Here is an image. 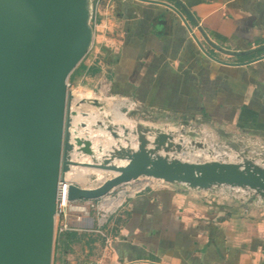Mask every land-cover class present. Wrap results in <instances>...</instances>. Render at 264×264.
I'll return each instance as SVG.
<instances>
[{"label":"crops","instance_id":"0c3cea01","mask_svg":"<svg viewBox=\"0 0 264 264\" xmlns=\"http://www.w3.org/2000/svg\"><path fill=\"white\" fill-rule=\"evenodd\" d=\"M159 1L184 18L157 2L104 0L94 32L99 45L85 65L99 67L104 89L151 123L208 124L224 137L264 140V59L240 65L264 51L231 56L200 31L228 51L264 46V0ZM197 194L151 187L128 200L111 223L117 240L110 262L264 264V205H209Z\"/></svg>","mask_w":264,"mask_h":264},{"label":"water","instance_id":"95a60500","mask_svg":"<svg viewBox=\"0 0 264 264\" xmlns=\"http://www.w3.org/2000/svg\"><path fill=\"white\" fill-rule=\"evenodd\" d=\"M146 1L169 6L183 17L164 1ZM91 2L0 0V264H53L59 185L72 166L114 174L96 188L70 184L68 199L72 202L100 199L141 178L190 190L249 189L264 201V165L254 159L238 153L237 159L229 162L209 157L186 160V152L207 150L195 140L194 131H181L192 139L185 143L171 130L140 122L132 131L138 142L133 148L121 143H130L129 129L123 128L121 134L116 125H107V131L120 142L101 161L95 158L91 140L73 139L69 79L94 42ZM186 13L198 26L192 13ZM200 31L209 45L231 56L264 51V46L245 52L224 50ZM261 59L264 56L240 65ZM182 124L191 127L189 122ZM75 148L93 163L73 161ZM232 148L239 151L235 145Z\"/></svg>","mask_w":264,"mask_h":264},{"label":"rangeland","instance_id":"374dc122","mask_svg":"<svg viewBox=\"0 0 264 264\" xmlns=\"http://www.w3.org/2000/svg\"><path fill=\"white\" fill-rule=\"evenodd\" d=\"M92 9H91V21L90 24L93 27L95 32V19H94V4L93 1L91 2ZM102 5L101 9L103 11ZM101 17L98 18L97 24L100 22ZM98 43H96L91 47L90 52L82 61L84 64L87 63L89 60V56L93 55L94 51L98 48ZM81 62V63H82ZM69 88L72 90L74 94V99L72 101V129L71 132L73 134V139L81 138V139H89L93 142V149L95 152V158L98 161H101V158L111 149L118 145L120 142L119 140H115L110 132L107 131V125H116L117 132L123 134V128L127 129L126 127L137 126L140 122L143 124L153 126L155 129L165 130V131H172L175 134L177 139L179 138H186L187 140L192 141L190 137H185L181 135V131L184 130L188 132L190 127L183 126L182 123L173 122L167 123L163 125H158V123H151L146 119H143L144 116L140 114L138 108L134 107L130 103H126L119 98H115L111 96L103 87L102 82L100 81L99 74L96 76H83L77 77L74 82H70L69 79ZM100 123H103V126H100ZM85 124V125H84ZM198 124V123H197ZM194 125V123H193ZM208 125V124H206ZM211 132L214 133L215 137L218 139L219 142L222 144L229 145L232 148V145H235L239 152H243L246 156H251L257 159H264V154L262 155L261 148L258 144H255L252 140L248 139L247 142H240V137L237 135L235 136H228L224 137L221 133V130L208 125ZM134 129V128H133ZM136 129V128H135ZM134 129V130H135ZM192 130V129H191ZM198 133V132H197ZM200 135L197 134L195 138H199ZM128 140L131 142L132 145L137 143V136L129 135ZM125 142V141H122ZM121 142V143H122ZM128 145L127 142H125ZM233 149V148H232ZM197 150V149H196ZM208 151H201L197 150V152H187L183 157H186V160H201L200 157L206 155L209 159H214L215 156L212 154H208ZM261 153L260 155H258ZM264 153V152H263ZM203 154V155H202ZM201 155V156H199ZM73 161L76 162H89L93 163V159L90 156L82 154L78 148H75L72 154ZM216 159V158H215ZM204 160V159H202ZM72 179L70 180V184H75L77 186L83 188H96L102 185L106 180L112 178L114 174L112 172H105L101 170H95L92 168L87 167H80V166H73L71 171L68 173ZM162 188L157 180L149 179V178H141L139 181L131 182L130 184H124L119 186L118 188L114 189L111 193H109L105 197L111 198H118L123 197V192H125L128 197L132 193V190H135L138 187H147V188ZM120 198V199H121ZM118 199V200H120ZM103 198L97 200H81L79 203L81 205H86L88 202H93L96 209L90 210V218L96 219L95 226L97 225V217L99 215L98 207L102 205ZM117 200V201H118ZM234 203V202H232ZM107 207V206H106ZM110 208V207H108ZM116 214V213H115ZM115 214L109 216L110 225H112L111 235L115 236V224H111L113 220H115ZM82 217L84 218L85 216ZM114 218V219H113ZM77 215L73 216L70 219V222L73 225H83L79 222H76ZM55 243H54V253H53V264H80L83 257H90L94 256L98 252V242L100 240L92 235L83 236V239L75 244H73L67 252H64L62 248L57 246L56 242L58 239V220L56 219L55 222ZM114 227V228H113ZM89 238H92L91 240Z\"/></svg>","mask_w":264,"mask_h":264},{"label":"built area","instance_id":"2783aa9c","mask_svg":"<svg viewBox=\"0 0 264 264\" xmlns=\"http://www.w3.org/2000/svg\"><path fill=\"white\" fill-rule=\"evenodd\" d=\"M104 0H93L94 4V19H95V26H97V20L100 17L101 7L103 5ZM70 86V84H69ZM192 129V130H191ZM189 131H194L200 135L199 138H195L196 141L201 142L207 146V150L212 156H215L216 159L220 161H233L237 159L238 153L243 154V152H236L234 151L229 145L222 144L218 141L215 137L214 133L210 131L209 126L206 124H196L191 123V127ZM188 131V132H189ZM198 132V133H197ZM240 137V142H247L248 139L252 140L255 144H258L263 151H261L262 155L264 154V140L259 137L250 136V135H238ZM186 139V138H185ZM259 153L258 155H260ZM203 155V154H202ZM245 155V154H244ZM201 156V155H200ZM246 156V155H245ZM248 158L254 159L257 163L264 165V159L260 158H253L251 156H246ZM202 159H207V156L204 155L200 157ZM157 183L162 186V188H171L176 187L174 185L165 183L161 180H157ZM130 184V183H127ZM70 183L66 180L65 182L60 183L59 185V197H58V212L56 219L58 220V229L57 232L59 235L66 234L67 232H76L78 234H88L97 237L100 242H98V252L94 256L90 257H83L80 264H159L153 261L148 260H141V261H133V262H110V257L113 253V244L115 242L116 237L111 235L112 226L109 224V216L115 214L120 208H122L125 203L135 198L136 196L146 192L148 189L147 187H138L135 190H132V193L126 197V193L123 192L124 195L121 203L112 208H108L105 206L106 198L117 201L121 197L118 198H111V197H102V205L97 208L99 210V215L97 217V225L95 226L96 219L90 218V210L96 209L93 202H88L86 205H81L80 201H69L68 199V192H69ZM152 187V186H151ZM186 188V187H185ZM188 189V188H187ZM198 194V196L203 199L209 205H222L226 203H249V201L253 200V202L260 203L264 205V201L261 200L259 197L254 196V192L249 189L243 188H232V187H222L215 190H194ZM85 216L84 218L82 217ZM77 215L76 222L81 224H86L85 226L80 225H73L70 222V219Z\"/></svg>","mask_w":264,"mask_h":264},{"label":"trees","instance_id":"16d2710c","mask_svg":"<svg viewBox=\"0 0 264 264\" xmlns=\"http://www.w3.org/2000/svg\"><path fill=\"white\" fill-rule=\"evenodd\" d=\"M100 68L99 67H93L88 68L83 62L76 68V70L72 73L70 77V82H74L77 77L82 76H96L99 74ZM148 191V190H147ZM144 194V193H142ZM219 206V205H217ZM222 206V205H221ZM83 236H89L88 234H78L76 232H67L66 234L59 235L57 239V246L59 248H62L64 252H67L68 249L75 243L81 241L83 239ZM90 240L92 238H89ZM93 240V239H92Z\"/></svg>","mask_w":264,"mask_h":264},{"label":"bare ground","instance_id":"6f19581e","mask_svg":"<svg viewBox=\"0 0 264 264\" xmlns=\"http://www.w3.org/2000/svg\"><path fill=\"white\" fill-rule=\"evenodd\" d=\"M73 99H74V94H73ZM133 131H136V129L135 130H133ZM185 139V138H184ZM185 143H188V141L185 139ZM126 142V141H125ZM131 146V147H133V148H137V145H138V142L136 143V144H134V145H132L131 144V142L130 143H128V145H126V146ZM125 146V145H124ZM187 153V152H186ZM185 153V154H186ZM88 156V155H87ZM72 157V156H71ZM73 160V159H72ZM101 160H102V158H101ZM78 163H87V162H84V161H81V162H78ZM89 163V162H88ZM115 163H117V164H119V165H122L123 163H124V161H115ZM73 167V166H72ZM71 167V168H72ZM80 167H85V166H80ZM87 168H91V167H87ZM92 169H95V168H92ZM95 170H99V169H95ZM70 171H71V169H70ZM69 171V172H70ZM102 171V170H101ZM68 172V173H69ZM66 174V176H65V179H66V181L68 182V183H70V180L72 179V177H70V175L69 174ZM123 197H124V195H123ZM123 197L120 199V200H118V201H114V200H111V199H108V198H106V202H105V206H107V207H110V208H114V207H116V206H118L120 203H121V201H122V199H123Z\"/></svg>","mask_w":264,"mask_h":264}]
</instances>
